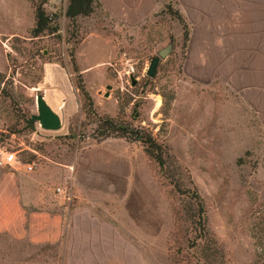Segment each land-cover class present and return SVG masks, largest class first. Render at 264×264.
I'll list each match as a JSON object with an SVG mask.
<instances>
[{
    "label": "rangeland",
    "instance_id": "obj_1",
    "mask_svg": "<svg viewBox=\"0 0 264 264\" xmlns=\"http://www.w3.org/2000/svg\"><path fill=\"white\" fill-rule=\"evenodd\" d=\"M34 1L0 0V146L31 162L29 173L44 175L52 202L99 216L114 207L127 224L118 201H64L54 189L62 185L60 169L102 139L97 122L123 119L155 138L165 172L184 193L137 140L126 139L139 148L133 190L143 195L135 201L129 194L124 205L148 231L116 233L112 264H135L136 249L137 264H203V253L209 264H264V18L257 25L247 16L264 10V0H158L135 25L98 6L68 21L66 0H45L47 12H61L58 28L30 36ZM168 40L171 50L147 76L149 59ZM37 93L59 114L58 129L25 122ZM192 189L204 207L194 240L199 229L185 211L188 203L195 210ZM92 237L74 228L53 242L0 234V264H95L93 256L102 264L108 250L86 248L96 246Z\"/></svg>",
    "mask_w": 264,
    "mask_h": 264
},
{
    "label": "crops",
    "instance_id": "obj_2",
    "mask_svg": "<svg viewBox=\"0 0 264 264\" xmlns=\"http://www.w3.org/2000/svg\"><path fill=\"white\" fill-rule=\"evenodd\" d=\"M54 1L48 0L51 5ZM98 2V7L105 10L109 18L129 25H135L145 19L159 5L158 0H98ZM259 9L264 12L262 8H254L256 11L252 16L247 14L251 18V24L258 25L257 17L264 18V13L260 17ZM135 149L124 137L107 136L83 147L74 155L72 163L60 169L62 187L59 186L66 195L59 194H62L61 198L64 201L73 198L81 203L83 200L89 203L118 201L123 206L121 216L126 215L128 218L127 224L125 221L122 223L117 220L114 207H107L99 216L88 209H69L68 202L64 205L56 204L52 202L48 190L45 189L44 175L38 178L39 174L36 173L0 166V234L5 233L13 238L40 243L56 241L66 229L69 231L74 228L79 233L92 232L97 234L98 239L92 237L91 243L97 244L87 245L86 248L108 250L102 255L103 261L100 263H115V254L110 256L108 248L115 249L118 238L115 236L116 233L148 231L124 205L129 194V200L135 201H140L143 195L140 190H133L135 176L139 175L141 165L139 148L136 146ZM131 195L134 198H131ZM93 257L96 264V256ZM134 257L141 260L138 249Z\"/></svg>",
    "mask_w": 264,
    "mask_h": 264
},
{
    "label": "trees",
    "instance_id": "obj_3",
    "mask_svg": "<svg viewBox=\"0 0 264 264\" xmlns=\"http://www.w3.org/2000/svg\"><path fill=\"white\" fill-rule=\"evenodd\" d=\"M44 1L45 0H37L33 3V25L28 31L30 36L50 33L56 31L58 28L55 19L61 15V12L58 9H54L50 13L47 12L43 6ZM96 6H99L98 0H66L62 14L68 21H73L76 16L90 13ZM31 121L30 118L29 120H25L30 127L32 126L30 123ZM97 129L102 132L101 138L107 136H120L127 140H137L142 147V151L156 163L158 171L161 175L167 178L168 183L173 187L175 192H178L179 194L184 193V190H181L177 183L172 181L169 175L165 172L166 164H164L163 153L160 151L159 143H157L155 138L151 136L149 131L145 132L143 129L133 128L123 119L107 115L103 116L100 122H97ZM189 197L195 210H192L191 213V207L189 206L190 203H188V207L185 206V211L187 212L188 217H190L189 223H192V229H199L192 237V240H194L197 237H200V233H202L200 231L203 230L204 207L202 199L195 189L191 190ZM253 243L257 248L258 245L261 244V241L254 236ZM191 245L193 244L191 243ZM258 255L259 254H257V256ZM202 260L203 264H209V260L204 253L202 254Z\"/></svg>",
    "mask_w": 264,
    "mask_h": 264
},
{
    "label": "water",
    "instance_id": "obj_4",
    "mask_svg": "<svg viewBox=\"0 0 264 264\" xmlns=\"http://www.w3.org/2000/svg\"><path fill=\"white\" fill-rule=\"evenodd\" d=\"M172 48V40H168L166 44L156 50V54L151 56L145 68L147 76H153L156 72V65L160 58L164 57ZM130 83L133 84L136 78L130 74ZM36 112L31 113L30 120H36L38 125L43 129L55 130L61 125L59 114L53 110L45 101L41 93H37L34 98Z\"/></svg>",
    "mask_w": 264,
    "mask_h": 264
},
{
    "label": "built area",
    "instance_id": "obj_5",
    "mask_svg": "<svg viewBox=\"0 0 264 264\" xmlns=\"http://www.w3.org/2000/svg\"><path fill=\"white\" fill-rule=\"evenodd\" d=\"M0 166L19 168L25 171H31L33 169V164L31 162L21 161L16 157L14 150L7 149L3 146H0ZM54 189L58 193L66 195L59 185L55 186Z\"/></svg>",
    "mask_w": 264,
    "mask_h": 264
}]
</instances>
